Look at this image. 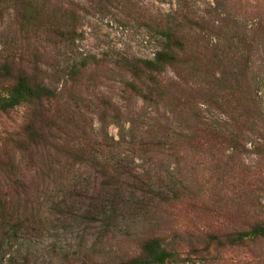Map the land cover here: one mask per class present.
<instances>
[{
	"label": "trees",
	"instance_id": "16d2710c",
	"mask_svg": "<svg viewBox=\"0 0 264 264\" xmlns=\"http://www.w3.org/2000/svg\"><path fill=\"white\" fill-rule=\"evenodd\" d=\"M77 6L70 0H0V25L8 18L19 38L0 51V227L30 244L62 233L69 239L74 225L107 233L127 223L123 212L141 207L147 232L137 239L139 255L105 264H207L203 256L213 250L264 244V207L253 203L264 191V133L249 148L255 126L264 128V107L251 55L243 49L219 54L196 33L197 24L188 26L194 35L183 26L161 25V49L153 59L119 63L128 91L146 104L161 101L180 124L167 140L172 157L193 163L189 178L174 175L170 186L158 187L128 160L161 152L162 145L129 143L132 155L112 154L121 143L109 139L107 129L131 119L104 103L97 114L105 135L100 142L82 126L81 108L65 96L81 70L64 76L62 91L45 82L39 45L83 37ZM207 110L225 122L209 123ZM249 153L257 159L252 168L244 163ZM208 174L216 180L205 193ZM64 245L59 264H103L86 240L75 250Z\"/></svg>",
	"mask_w": 264,
	"mask_h": 264
},
{
	"label": "rangeland",
	"instance_id": "374dc122",
	"mask_svg": "<svg viewBox=\"0 0 264 264\" xmlns=\"http://www.w3.org/2000/svg\"><path fill=\"white\" fill-rule=\"evenodd\" d=\"M70 1L79 5L74 9L79 10L83 37L70 44H61V41L52 38L39 45L45 82L50 88L62 91L64 76L81 70L77 83L65 88V96L69 95L81 108L84 116L82 126L100 142L105 140V135L97 114H102L104 103L109 102L114 109H120L124 116L131 119V122H124L119 127L111 125L107 129L108 138L121 143L112 154L132 155L129 143L162 145L161 152L128 160L132 169L145 175L158 187L170 186L174 175L177 179L189 178L194 170L193 163L188 166L179 164L178 159L172 157L167 140L175 138L174 132L180 124L174 121L161 101L146 104L128 91L129 77L119 63L126 58L153 59L161 49V25L183 26L185 34H199L219 54L228 55L237 49L250 54L258 97L264 107V0ZM192 24H197L196 33L188 28ZM10 26L8 18L5 25H0V51L4 45L19 40ZM83 64L85 69H82ZM169 76L172 77V74ZM205 119L213 124H222L226 120L213 110L205 112ZM255 130L257 132L250 135L249 148L254 138L264 133L260 124L255 126ZM244 161L247 168L257 164V159L250 153L246 154ZM203 168L204 164L197 168V172L203 173ZM203 177L206 180L210 175ZM213 179H208L205 193L216 180L215 177ZM260 194L253 198V203L264 207V191ZM260 212L264 213V209L260 208ZM123 216L127 223L112 225L105 230L107 233L102 234V230L84 224L74 225L69 239H65L62 233L61 236L49 235L37 242L31 241L33 244L22 235L0 227V264H59L63 258L61 254L66 250L64 247L62 252L61 245L67 244L69 249L75 250L84 240L89 247L93 246L95 260L103 264L118 263L137 256L140 253L137 239L147 232L143 227L144 211L141 207H133L123 212ZM168 226L171 224L168 223ZM203 257L207 259V264H264V244L248 249L213 250L210 256L205 254Z\"/></svg>",
	"mask_w": 264,
	"mask_h": 264
}]
</instances>
